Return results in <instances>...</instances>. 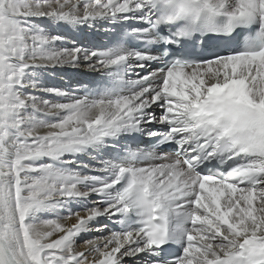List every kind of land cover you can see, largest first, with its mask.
Segmentation results:
<instances>
[{
  "label": "snow or ice",
  "instance_id": "snow-or-ice-1",
  "mask_svg": "<svg viewBox=\"0 0 264 264\" xmlns=\"http://www.w3.org/2000/svg\"><path fill=\"white\" fill-rule=\"evenodd\" d=\"M0 264H264V0H0Z\"/></svg>",
  "mask_w": 264,
  "mask_h": 264
}]
</instances>
